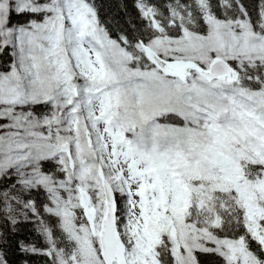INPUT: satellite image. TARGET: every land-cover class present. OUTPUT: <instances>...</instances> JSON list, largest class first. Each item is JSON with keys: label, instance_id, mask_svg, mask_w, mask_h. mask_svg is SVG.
<instances>
[{"label": "snow or ice", "instance_id": "obj_1", "mask_svg": "<svg viewBox=\"0 0 264 264\" xmlns=\"http://www.w3.org/2000/svg\"><path fill=\"white\" fill-rule=\"evenodd\" d=\"M0 264H264V0H0Z\"/></svg>", "mask_w": 264, "mask_h": 264}]
</instances>
